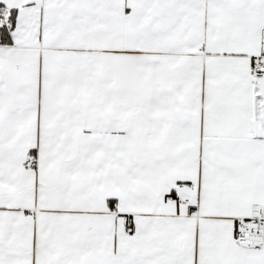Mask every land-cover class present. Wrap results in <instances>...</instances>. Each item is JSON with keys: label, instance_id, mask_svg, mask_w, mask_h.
<instances>
[{"label": "snow or ice", "instance_id": "6c2138e0", "mask_svg": "<svg viewBox=\"0 0 264 264\" xmlns=\"http://www.w3.org/2000/svg\"><path fill=\"white\" fill-rule=\"evenodd\" d=\"M0 264H264V0H0Z\"/></svg>", "mask_w": 264, "mask_h": 264}]
</instances>
